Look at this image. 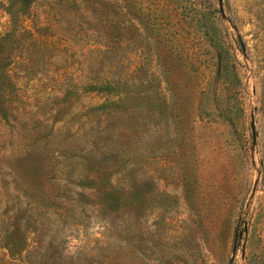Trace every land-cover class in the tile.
<instances>
[{
  "label": "rangeland",
  "instance_id": "1",
  "mask_svg": "<svg viewBox=\"0 0 264 264\" xmlns=\"http://www.w3.org/2000/svg\"><path fill=\"white\" fill-rule=\"evenodd\" d=\"M54 1L32 5L25 24L33 36L9 66L20 96L0 117V264H264V0H138L153 10V41L125 28L140 25L113 4ZM190 7L211 13L235 88L219 83L205 20ZM172 44L195 54L180 81L193 103L187 129L172 115L175 92L157 59ZM99 80L151 94L124 100L138 116L84 115L115 99L93 90L60 106L65 88ZM228 106L232 122L222 118ZM114 149L123 154L117 166L106 158L112 182L153 197L141 219L107 213L96 197L105 181L87 162ZM16 224L25 247L10 255L5 239Z\"/></svg>",
  "mask_w": 264,
  "mask_h": 264
},
{
  "label": "trees",
  "instance_id": "2",
  "mask_svg": "<svg viewBox=\"0 0 264 264\" xmlns=\"http://www.w3.org/2000/svg\"><path fill=\"white\" fill-rule=\"evenodd\" d=\"M36 1L38 0H4L1 3V6L8 17L5 24V30L0 35V117L3 118H6L8 113L11 112L13 104L18 101L20 96L18 89L16 88L15 83L9 73V66L15 61L14 57L19 56L23 52L25 45L30 42L31 37L33 36V33L27 28L25 20L27 18V14L31 10L32 5ZM57 1L61 2V4L63 3L64 7H78L76 0H55L53 3H56ZM83 1H96L102 7L113 4L114 9L116 8L118 14L121 13L126 16L132 15V19L137 20L140 25L139 27L135 26L132 23L130 24V26H125V28H129L135 31L138 36L142 35V32H145L153 41V10H146L145 8H143L141 5L142 2H137L138 0ZM199 11L200 10L198 9H192L190 7L188 15L190 17H193V14L198 13L201 14L199 15V19L205 20V23H203V25L200 27V30L202 31L201 34H203V36L207 39L209 45L214 49L217 71L216 76L218 77L219 83L223 84L225 90H227L228 86L235 88L239 80L232 68L230 60L231 54H229L230 52L228 50V47L222 40L218 26L216 25L214 20L211 19V13L208 12L206 16L205 11ZM172 36L173 38L170 41H176L175 36ZM36 40L37 38L33 41L36 42ZM138 53L142 54V51L140 50L138 51ZM191 55H193V57L195 58L193 50L189 51L186 49V47H181V45L180 47H176L173 44L170 45V47L166 46L157 51V59L161 67V72L164 76V81L165 83H167V85L169 84V88L173 89V91L175 92V100L170 103V108L175 110L176 114L173 113L172 115L177 118V124H181L186 129L190 125V122H192L193 120V112H191V110L189 109V107L191 108L193 106V103H191V101H188V96L181 97L180 91H183V87H181L180 81L182 79L183 73L185 72L184 65H187V63L189 62V66L192 67L190 62ZM145 77L141 78V76H137L136 81L139 80L140 83H148L152 76L147 75ZM112 83L113 82L111 81L99 80L91 82L90 84L86 83L85 85H79L74 82L73 84H71V86L65 88L61 100H58L59 104L62 108H64L65 103H67L74 95V97H78L81 94L80 92L93 90L97 91V93L99 92L115 95V99L108 100L107 98L99 104L89 106L86 111L88 114L84 115L96 113L100 117H106L111 112H123L132 114L133 116H138L137 114L139 109H137V104L130 105L129 108H126L124 100L128 97L130 99L131 96H143V98H149L151 94L150 91H134L130 89L125 90V88H123L121 84L115 82V84L117 85H114ZM236 93L237 90L235 89V93H232L227 97V105L229 103V99L232 98L233 101H235L236 95L233 94ZM168 100L170 102V98L167 99L164 95V97L162 98V109L158 111L159 115L163 116L162 111L166 108ZM228 107L229 108L226 112H224L225 114H223L222 118L226 119L229 122H232L230 116H227L228 111L229 113L231 111L230 106ZM104 139H106V137L101 138V141L99 142L104 144L105 142H102ZM121 151L122 150L120 149H114L112 152L108 153V155H104V157L101 158L97 163L93 161L91 157L89 162H87V164H90L91 169L94 167V173H97L105 181V183L101 182L98 185L99 188L97 187V192H95L96 197L100 199L105 207L104 210L107 213L121 216L125 213L128 214L130 212L133 216L141 219L145 213L153 210V197L146 198L145 196H143L141 198L140 193L136 194V191L131 192L130 195H128V192L120 190L123 188L116 186L111 180V176L114 173V170L110 168L108 161H106V158H111L113 165L117 166L120 156L121 154H123V152ZM98 175L95 178H99ZM107 175L110 177L108 178ZM105 176L107 177L105 178ZM144 184H147L146 181L144 182ZM24 240V233L20 225L16 224L11 234H8L7 238L5 239V246L9 254L16 255L20 253L25 247L23 246ZM55 258L57 257H52V259ZM48 264H50V262H48Z\"/></svg>",
  "mask_w": 264,
  "mask_h": 264
}]
</instances>
